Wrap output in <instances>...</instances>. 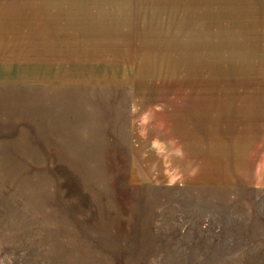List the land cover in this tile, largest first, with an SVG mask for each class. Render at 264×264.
<instances>
[{"label":"rangeland","instance_id":"1","mask_svg":"<svg viewBox=\"0 0 264 264\" xmlns=\"http://www.w3.org/2000/svg\"><path fill=\"white\" fill-rule=\"evenodd\" d=\"M0 264H264V0H0Z\"/></svg>","mask_w":264,"mask_h":264},{"label":"crops","instance_id":"2","mask_svg":"<svg viewBox=\"0 0 264 264\" xmlns=\"http://www.w3.org/2000/svg\"><path fill=\"white\" fill-rule=\"evenodd\" d=\"M53 7V6H52ZM52 8H50V10H51ZM55 9H60V7H55ZM41 10V9H40ZM44 10V9H43Z\"/></svg>","mask_w":264,"mask_h":264}]
</instances>
